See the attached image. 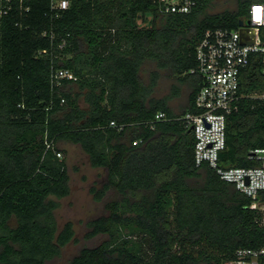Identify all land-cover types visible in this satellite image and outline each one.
Instances as JSON below:
<instances>
[{"label": "trees", "instance_id": "trees-1", "mask_svg": "<svg viewBox=\"0 0 264 264\" xmlns=\"http://www.w3.org/2000/svg\"><path fill=\"white\" fill-rule=\"evenodd\" d=\"M255 1L205 13L212 0H199L192 13L163 15L151 0H70L56 16L52 0H0V264H46L75 236L73 223L59 230L55 216L70 193L60 141L107 170L95 199L112 193L106 214L88 223L89 238L107 239L70 264H224L241 247H264L263 212L208 164L196 166L185 117L199 112L203 81L189 71L204 32L238 28ZM147 61L188 84L182 113L153 96L159 72L145 83ZM57 68L78 80L53 85ZM263 92L254 54L228 116L224 166L261 165L249 154L264 149Z\"/></svg>", "mask_w": 264, "mask_h": 264}, {"label": "built area", "instance_id": "built-area-1", "mask_svg": "<svg viewBox=\"0 0 264 264\" xmlns=\"http://www.w3.org/2000/svg\"><path fill=\"white\" fill-rule=\"evenodd\" d=\"M163 15L189 14L199 0H151ZM70 7V0H52L51 9L59 16ZM6 13V11L4 12ZM250 22L238 28H208L196 46V66L189 73L201 76L203 86L196 97L197 113H187L195 144L196 166L208 164L220 178L234 184L241 193L253 199V207L264 214V149L252 150L250 159L261 161L260 166H224L221 153L227 146L228 116L239 99L240 76L251 62L252 55H261L264 74V41L260 32L264 27V0L253 2L243 20ZM64 45V44H63ZM63 80L77 81L74 71L66 68L53 69L51 82L60 85ZM264 99V92L259 95ZM166 113L159 112L155 118L165 119ZM116 126L115 121H111ZM142 139L133 141L138 145ZM57 155L62 157V153ZM224 264H264V247L237 249L235 257Z\"/></svg>", "mask_w": 264, "mask_h": 264}, {"label": "rangeland", "instance_id": "rangeland-1", "mask_svg": "<svg viewBox=\"0 0 264 264\" xmlns=\"http://www.w3.org/2000/svg\"><path fill=\"white\" fill-rule=\"evenodd\" d=\"M236 8V0H212L205 13H218ZM159 72L157 83L153 91L156 98H168L172 110L176 114L182 113L187 104L189 88L187 83L171 75L169 71L159 69L157 64L147 61L141 68L140 75L145 83L151 82L152 72ZM75 90H78L75 87ZM82 106H85L83 98ZM58 147L65 150L62 157L66 159L69 174L70 193L57 201L59 205L55 210L59 230L71 221L74 225L75 236L63 248L60 256L48 261L46 264H70L84 247H94L107 239V235H97L89 238L88 223L106 214L105 202L110 199V192L103 201L95 199L91 189L101 188L107 177V170L103 167H93L89 156L79 144L69 141H60Z\"/></svg>", "mask_w": 264, "mask_h": 264}, {"label": "water", "instance_id": "water-1", "mask_svg": "<svg viewBox=\"0 0 264 264\" xmlns=\"http://www.w3.org/2000/svg\"><path fill=\"white\" fill-rule=\"evenodd\" d=\"M249 22H250L249 20H246V21L241 20V21L239 22V24H240V25H243L244 23H247V24H248ZM191 129H192V128H191Z\"/></svg>", "mask_w": 264, "mask_h": 264}, {"label": "crops", "instance_id": "crops-1", "mask_svg": "<svg viewBox=\"0 0 264 264\" xmlns=\"http://www.w3.org/2000/svg\"><path fill=\"white\" fill-rule=\"evenodd\" d=\"M188 85V84H187ZM188 88H189V91H190V87L188 86ZM189 94V93H188ZM175 113V112H174Z\"/></svg>", "mask_w": 264, "mask_h": 264}]
</instances>
